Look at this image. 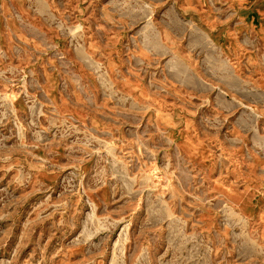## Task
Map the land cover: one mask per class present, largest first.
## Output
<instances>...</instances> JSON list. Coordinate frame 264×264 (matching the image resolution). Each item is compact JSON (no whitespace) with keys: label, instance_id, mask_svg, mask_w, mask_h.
Wrapping results in <instances>:
<instances>
[{"label":"rangeland","instance_id":"rangeland-1","mask_svg":"<svg viewBox=\"0 0 264 264\" xmlns=\"http://www.w3.org/2000/svg\"><path fill=\"white\" fill-rule=\"evenodd\" d=\"M0 264H264V0H0Z\"/></svg>","mask_w":264,"mask_h":264}]
</instances>
